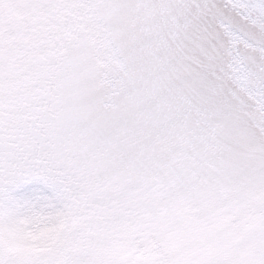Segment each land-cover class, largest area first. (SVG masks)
Returning <instances> with one entry per match:
<instances>
[{
	"label": "snow or ice",
	"instance_id": "1",
	"mask_svg": "<svg viewBox=\"0 0 264 264\" xmlns=\"http://www.w3.org/2000/svg\"><path fill=\"white\" fill-rule=\"evenodd\" d=\"M0 264H264V0H0Z\"/></svg>",
	"mask_w": 264,
	"mask_h": 264
}]
</instances>
